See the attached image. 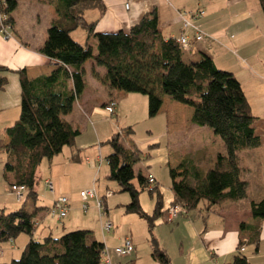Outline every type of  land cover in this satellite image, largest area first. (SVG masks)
Listing matches in <instances>:
<instances>
[{
  "label": "crops",
  "instance_id": "1",
  "mask_svg": "<svg viewBox=\"0 0 264 264\" xmlns=\"http://www.w3.org/2000/svg\"><path fill=\"white\" fill-rule=\"evenodd\" d=\"M101 1L105 7L104 14H101V11L97 9L91 10L86 15L88 22H96V34L128 33L146 15L154 11L158 17V28L162 37L166 40L176 39L182 32L183 20L191 21L193 25L200 28L205 37L200 44H194L195 31L189 30L188 36L193 45L191 50L185 53L190 57L205 54L212 59L217 69L234 74L242 86L252 115L257 118V114H253L251 100L254 96L261 97L264 94V20L258 0ZM199 10L205 13L204 16L196 20L192 19V14ZM12 18L14 35L11 39L5 40L12 41L9 43H13L21 50L18 61L23 65L9 63V65H0V67L7 68L9 71H17L16 73L24 70L30 79L50 75L55 69L54 64L39 50L47 39L50 22L57 18L54 5L50 0H17V8L12 13ZM41 22L44 24L43 35H38L36 27ZM72 38L82 45L91 46L96 54L97 41L87 31L80 29L72 34ZM10 46L13 48L12 44ZM2 55L6 58L9 57L7 54ZM85 68V91L74 102L70 113L65 117L72 127L80 132V135L72 147L64 148L62 153L51 161H43L38 171L43 184L39 183L36 187L37 199L29 198L24 203L32 200L31 210L36 209L37 212L35 217L37 226L33 237L21 235L13 241L0 244V264L10 263L7 262L9 259L21 256L31 239L44 242L48 238L57 239L66 233L77 230L93 232L94 238L108 249L114 264H160L152 257V238L147 223L137 215L127 214L125 211L124 207L130 203V199L118 204V207L121 206L122 211L129 216L123 217L125 222H128V227L126 224L123 225L127 230L119 233L118 227L116 232L111 233L117 218L111 212V209H115L114 205L109 206V199L114 195L113 191H109V187H107V193H110L108 197L103 195L101 198L97 192L98 198L103 203V209L98 208V202L95 199H88L85 202L82 200L80 194L86 190L81 191L80 194L71 192L63 194V182L70 176L77 177L80 167L86 166L91 175L93 171L95 172L96 166L98 168L102 166L104 140L107 142L121 130L124 131V129H118L113 121V118L124 119L122 116L123 101L142 97L141 99L147 101L148 107L150 103V99L146 95L116 88L110 89L106 86L102 82L106 75V69L98 66L92 59L85 62ZM8 72L6 73L8 85L0 91V112L9 108L7 103L13 104V107L9 108L12 119L0 115V133H2L0 140L5 141H7L5 129L14 125L20 118L19 111L21 113L19 75L12 74L9 78ZM68 86L71 89L72 83L69 82ZM169 101L163 98L160 109L162 112L169 109L168 107L171 109V113L167 117L170 131V140L168 138V141L172 143L174 141L184 142V147H188L189 152L181 156L177 155L178 160L169 162L168 168H174L175 165L187 162L202 175L207 174L213 169L217 156L226 152L223 141L219 142L218 148L213 149L207 142L202 143L196 140L195 133L189 132L191 130L196 132V129H200L191 122L193 110L181 104H170ZM113 102L116 103V108L114 114L110 115L106 111V107ZM259 123L260 121L254 124V130L260 138V146L255 149H245L238 154L240 179L248 185L245 199L238 202H225L211 208H208L206 202H201L196 209L171 222L166 213L155 221L153 237L169 258V264H230L238 255L241 240L245 244L244 255L250 264H264V220H254L251 214V204L260 202L264 197V137L257 128ZM110 135L112 136L109 137ZM196 136L200 135L196 134ZM206 136L208 141L212 137L209 134ZM128 138L129 135L125 138L126 147L140 152ZM210 141L216 142V138H211ZM108 149L111 151L109 146ZM140 156L141 161L134 167V172L136 175L141 173L145 177L144 172L148 171V167L142 164L141 152ZM100 157L101 163L98 162ZM5 160V155L0 154L2 175ZM43 165H47L45 173H41ZM148 174L154 178L155 185L158 187L159 183L155 175ZM253 178L256 180L251 182ZM46 182L53 185L52 192L47 189ZM134 184L136 185V183ZM86 186L89 187V182ZM94 186L95 182L93 184L95 189ZM172 195L170 205L166 209L163 207L164 211L170 208L174 200V194ZM58 196H66L69 199L70 211L66 217L68 218L67 222H60V224L55 222L54 228L49 220L56 221V219L48 216V210ZM127 202L129 203L127 204ZM84 205L86 209L83 208ZM89 211L94 212V216L98 218H96L97 225L95 223L91 225ZM106 223L112 224L110 231L104 229ZM242 224L246 225L243 230L241 229ZM256 237L258 238L257 251L253 242ZM126 238L131 239L135 248L134 253L128 258L113 257L114 249L120 246Z\"/></svg>",
  "mask_w": 264,
  "mask_h": 264
},
{
  "label": "trees",
  "instance_id": "2",
  "mask_svg": "<svg viewBox=\"0 0 264 264\" xmlns=\"http://www.w3.org/2000/svg\"><path fill=\"white\" fill-rule=\"evenodd\" d=\"M50 1L57 18L50 22L47 39L39 52L54 64L55 69L50 75L36 79H30L24 70L19 72L20 119L5 129L7 141L0 140V154L6 158L4 181L10 187L24 188L26 199H37L38 171L43 161H51L64 148L72 147L80 135L65 117L85 91V62L92 59L106 69L102 82L110 89L148 96L151 116L160 111L162 100L166 98L191 108V122L211 129L223 141L226 152L217 156L213 169L207 174L202 175L187 162L170 168L174 194L170 208L178 205L188 214L201 202L211 208L245 199L248 185L240 179L238 154L245 149L258 148L261 141L254 130L257 118L252 115L234 74L217 69L207 55L190 57L175 39H164L154 11L128 33L96 34V22H88L86 15L97 9L104 14L101 0ZM258 1L264 14V0ZM7 4L5 13L13 26L12 13L17 8V0H7ZM80 29L96 39V54L91 46L73 40L72 34ZM8 71L0 67V91L8 85ZM132 133L131 127L121 130L106 142L112 151L106 158L107 179L117 184L120 193L130 196V203L124 207L126 213L135 214L147 223L153 259L160 264H169V258L153 237L155 221L164 213L168 214L169 209L163 210V196L156 183L150 184L148 177L134 172V167L141 161L140 152L128 149L124 143L126 136ZM135 180L138 186L133 183ZM145 190L150 196H156L152 214L145 212L139 202V194ZM36 213V209L25 207L8 214L1 211L0 244L21 235L32 238ZM251 214L254 220H264V197L251 204ZM245 227V224L241 225L242 230ZM253 242L257 251L258 238ZM244 245L241 240L238 255L230 264H250L240 253ZM104 250L105 245L94 238L93 232L77 230L44 242L31 239L19 260L5 264H104Z\"/></svg>",
  "mask_w": 264,
  "mask_h": 264
},
{
  "label": "rangeland",
  "instance_id": "3",
  "mask_svg": "<svg viewBox=\"0 0 264 264\" xmlns=\"http://www.w3.org/2000/svg\"><path fill=\"white\" fill-rule=\"evenodd\" d=\"M261 12V11H260ZM262 18L264 20V16L261 13ZM258 19V17H256ZM262 20V19H261ZM43 27L44 24L41 22L39 26L36 27V33L38 35H43ZM11 38L13 37L14 33L11 31ZM6 38L3 35H0V65H9V63H15V65H23L21 64L19 60V57L21 56V50L15 47L13 43H9L12 41H6ZM3 43L12 44L13 48L10 45H5ZM5 48V49H4ZM2 54H7L9 57L6 58ZM24 69V67H22ZM10 70L8 72V76L19 75V72ZM264 90V88H263ZM264 93V91H263ZM139 96V95H137ZM252 97V96H251ZM142 98V97H141ZM137 97V99H129L125 100L122 103V109H123V118L122 120H118L116 118H113L116 127L118 129H128L132 128L133 133L129 136V140L136 145V147L140 150L142 153V164L148 167V171L144 174L145 177H148V173H153L159 183V190L163 196V207L166 209L170 205V201L173 198V192H172V178L170 176V169L168 168L169 162H176L178 160V156L187 154L189 152L188 147H184V142L177 143L174 141V143L169 142L168 138L170 140V131L168 129V123H167V117H169L171 113L170 107L169 109L165 111H159L154 116H151L148 103L147 101H144V99H141ZM252 106H253V114H257V121L255 124L260 121V125H258V129L260 130L261 134L264 137V94L261 97L254 96L252 97ZM170 104L177 105L176 103L169 101ZM6 105H9L10 107H13V104L10 102ZM7 108L5 111L0 112V115L4 116V118L12 119V115H10V110ZM14 109V108H13ZM20 114V111H19ZM18 114V115H19ZM16 118V117H15ZM14 119V117H13ZM20 118L17 120L19 121ZM189 131L190 133H195L194 138H197L196 140H199L200 142H207L212 146L213 149L218 148L219 142H221V138L219 136L214 135L211 129L209 128H201ZM2 134V133H0ZM196 134H199L200 136L197 137ZM209 134V136H212L211 138H216V142L208 141V137L206 136ZM113 135V134H112ZM110 135L109 137H111ZM201 138V139H200ZM203 138V141H202ZM106 140H104L102 147H103V164L100 168L96 166L95 172L93 171L90 175L89 171L87 170L86 166L80 167L77 177L70 176L67 180L63 182L62 189L63 194L65 192L68 193H78L80 194L83 190H91L93 188V184L95 182V189L96 192L99 193V197L102 198V196L107 195V187H109L110 191L114 192V195L109 199V206L115 209H111V212L116 216L117 220L114 222V229L111 233H114L117 231L119 227V233L123 230H127L126 227H128V222H125V219L123 217L126 216L129 217L124 211H122V207L118 204H122L127 199H130V196L126 193H120L118 190V186L116 183L109 181L107 179V176L109 175V168L107 167V162L105 161V158L109 153L111 152L110 149H108V146L105 144ZM126 142V141H125ZM124 142V143H125ZM176 153V154H174ZM176 155V156H175ZM178 155V156H177ZM47 164V163H46ZM174 166V165H172ZM177 165L174 166L176 168ZM47 165H43L41 167V173H45ZM172 168V167H170ZM253 180H256V178L251 179V182ZM89 182V187L87 188V183ZM136 185L138 186L137 180L134 181ZM40 184H43V180L40 181ZM156 186V185H155ZM66 194V195H67ZM61 197V196H58ZM66 197V196H63ZM18 202V200L14 197L11 187L5 183L2 173L0 172V212L4 210L5 214L12 213L14 211H17L21 209L22 207H25L27 210H31L33 201L28 200L26 204H23V202ZM139 202L147 213H152L154 209V205L156 202V196H150L148 190L142 191L139 194ZM115 203V204H114ZM129 202H127L128 204ZM126 205V204H123ZM89 216L91 214V225L94 223L97 225L96 216H94V212H88ZM86 213V214H88ZM126 214V215H125ZM113 215V216H114ZM67 219H63L62 221H55V220H49L52 227L55 228V222L59 223H65L67 222ZM98 219V218H97ZM126 224V227L123 225ZM97 237H99L98 233L96 232ZM119 247V246H118ZM22 256V255H21ZM21 256H17V258L9 259L7 262H11L13 260H19ZM112 256L115 258H120L118 256H115L112 253Z\"/></svg>",
  "mask_w": 264,
  "mask_h": 264
},
{
  "label": "built area",
  "instance_id": "4",
  "mask_svg": "<svg viewBox=\"0 0 264 264\" xmlns=\"http://www.w3.org/2000/svg\"><path fill=\"white\" fill-rule=\"evenodd\" d=\"M7 0H0V35H3L6 39H11V31H13V26L8 22L9 17L5 13V10L7 9ZM204 12L199 10L195 13L192 14V19H199L204 16ZM189 30H194L195 31V36L193 38L194 44H200L205 35L202 33L199 27L195 26L192 24L191 21L188 20H183V29L178 38H176L177 44L180 46L181 50L186 52L191 50L192 48V40L188 36ZM116 104L111 103L108 107H106V111L110 114L113 115L115 112ZM99 163L102 162L101 157L98 160ZM148 181L150 184H155V180L152 176H148ZM46 187L49 189L51 192L53 191V185L50 182H46ZM11 191L14 195V197L18 200V202H22L24 199H26V190L22 187H11ZM110 196V193H107L106 197ZM80 197L82 200L85 202L88 199H95L97 200L98 208L103 209V203L97 196V192L94 188L91 190H86L81 192ZM86 209V206L84 205L83 207ZM70 211V202L69 199L66 197H57L53 205L49 208L48 210V216L51 217L52 219H56L58 221H62L68 216V213ZM187 212L183 210L180 206H173L169 208L168 210V220L171 222L175 218H178L180 216L186 215ZM37 226V223H36ZM112 227L111 223H106L104 226V229L106 231H110ZM135 251L134 245L131 241L130 238H126L123 243L114 249L115 255L121 258H128L130 257ZM240 253L244 254L245 253V247H241ZM103 263L104 264H114L111 260V257L109 256L108 249L105 248L104 250V255H103Z\"/></svg>",
  "mask_w": 264,
  "mask_h": 264
}]
</instances>
